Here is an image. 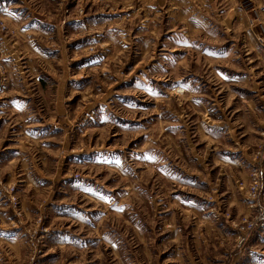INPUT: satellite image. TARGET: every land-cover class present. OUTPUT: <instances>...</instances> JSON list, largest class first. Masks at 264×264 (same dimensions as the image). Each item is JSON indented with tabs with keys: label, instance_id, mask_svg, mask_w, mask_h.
<instances>
[{
	"label": "rangeland",
	"instance_id": "374dc122",
	"mask_svg": "<svg viewBox=\"0 0 264 264\" xmlns=\"http://www.w3.org/2000/svg\"><path fill=\"white\" fill-rule=\"evenodd\" d=\"M263 195L264 0H0V264H264Z\"/></svg>",
	"mask_w": 264,
	"mask_h": 264
},
{
	"label": "built area",
	"instance_id": "2783aa9c",
	"mask_svg": "<svg viewBox=\"0 0 264 264\" xmlns=\"http://www.w3.org/2000/svg\"><path fill=\"white\" fill-rule=\"evenodd\" d=\"M263 198H264V195H263ZM254 203L252 205H254ZM255 217L256 218H254L255 220L254 222L253 220L249 221L248 229H253L255 226L264 227V202H263V206L259 208L258 214H256Z\"/></svg>",
	"mask_w": 264,
	"mask_h": 264
},
{
	"label": "crops",
	"instance_id": "0c3cea01",
	"mask_svg": "<svg viewBox=\"0 0 264 264\" xmlns=\"http://www.w3.org/2000/svg\"><path fill=\"white\" fill-rule=\"evenodd\" d=\"M252 247H255V245H253ZM251 247V249L250 250H252L253 248ZM256 248V247H255ZM257 251H259L258 249H256ZM252 251H255V250H252ZM259 253H260V251H259ZM236 255H238L237 257H236V260L240 257V255H241V253H238V254H236ZM254 260H256V259H254ZM249 262V263H248ZM246 264H263L262 262H258V263H256V261H253V259H250L249 261H248Z\"/></svg>",
	"mask_w": 264,
	"mask_h": 264
}]
</instances>
